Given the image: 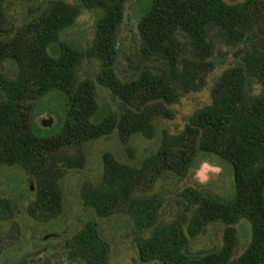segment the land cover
Returning <instances> with one entry per match:
<instances>
[{
	"label": "trees",
	"instance_id": "obj_1",
	"mask_svg": "<svg viewBox=\"0 0 264 264\" xmlns=\"http://www.w3.org/2000/svg\"><path fill=\"white\" fill-rule=\"evenodd\" d=\"M6 1L0 0V64L10 61L14 73L0 71V166H20L33 182L34 198L26 214L34 220L61 214L60 179L66 171L84 167L87 141L115 131L122 144L137 132L153 138L152 119L171 118L170 105L181 93L199 90L213 69L214 34L234 51L232 63L212 87L210 104L191 113L180 133L164 134L157 151L139 166L103 152L101 180L96 185L84 182L80 199L98 217L124 210L135 227L151 229L150 236L136 238L142 262L264 264V0H150L137 24V52L146 65L134 66L126 57L127 74L116 65V33L129 0H46L40 14L18 27L8 24ZM83 8L101 11L86 51L60 40ZM52 45L57 47L54 55ZM87 57L98 60L95 79L77 77ZM97 84L119 108L107 110L99 120ZM47 97L62 100V109L53 111L60 129L41 134L35 107ZM125 150L133 157L131 147ZM217 158L232 166L234 195L220 198L199 183L187 188L181 194L185 207L191 200L195 206L187 228L178 219L157 223L163 198L133 195L166 174L178 181L200 160L214 164ZM0 203L7 205L2 199ZM241 219L248 221L251 235L243 252L234 256V224ZM217 222L223 226L221 246L191 252L189 239ZM68 255L85 264H109V246L96 221L88 219L75 232Z\"/></svg>",
	"mask_w": 264,
	"mask_h": 264
},
{
	"label": "rangeland",
	"instance_id": "obj_2",
	"mask_svg": "<svg viewBox=\"0 0 264 264\" xmlns=\"http://www.w3.org/2000/svg\"><path fill=\"white\" fill-rule=\"evenodd\" d=\"M65 1L71 4L76 2ZM224 1L239 3L243 0ZM149 2L150 0H129L125 5L124 15L116 33V65L118 69H124L121 71L123 74L128 73L125 71L126 57L132 60L134 66L146 65L142 63L140 60L142 58L137 52L139 45L137 24ZM46 6V0H7L8 24L13 27L21 26L40 14ZM100 14L99 9H81L74 25L62 31L60 40L86 51L93 39L96 20ZM210 37L216 54L213 69L207 73L199 90L181 93L178 101L170 105L173 110L171 118L155 116L152 119L155 127L153 138L137 132L130 136L126 144H122L115 131L106 137L89 140L83 145L86 154L84 167L80 170H68L60 179L62 212L56 218L51 220L30 218L25 207L34 198L33 182L31 181L30 186L29 176L20 166H0V199L7 201V205L0 203V264H85L81 259L70 258L68 250L73 235L88 219L97 222L100 237L108 243L109 264H161L154 260L142 262L138 257L136 238L150 236L151 229L140 230L135 227L131 216L124 210L108 217H98L91 208L82 206L79 190L84 182L94 185L100 182L103 152H111L119 162L139 166L146 157L157 151L164 134L180 133L191 113L210 104L212 87L221 72L232 63L234 51V48L226 46L214 34ZM182 41L184 43V39ZM56 51V45H52L50 53L54 55ZM148 64L151 65L153 62ZM0 71L12 76L14 65L10 61H4L0 64ZM98 71V60L87 57L78 66L77 77L95 79ZM97 91L100 108L95 118L99 120L107 110L118 111L119 108L117 100L107 89L97 84ZM255 92H258V89ZM61 106L60 97L54 99L47 97L36 105L34 122L41 129V134H52L60 129L53 111H59L62 109ZM125 146L133 149V157L127 154ZM217 159L214 165L220 168V172L212 175L209 181L202 185L220 198L228 199L234 195L232 166L227 160ZM201 161L203 160L178 181L172 174H166L148 188L138 187L133 195L139 198L152 196L163 198L160 203L157 201L159 203L157 223L164 224L178 219L187 228L190 211L195 206L191 200L186 208L184 204L186 202L183 201L187 199L181 194L187 188L197 185L194 175ZM234 227L237 235L234 256H238L246 248L251 232L245 219L239 220ZM222 232L223 226L219 222L206 225L196 236L189 239L191 252L217 250L222 244Z\"/></svg>",
	"mask_w": 264,
	"mask_h": 264
},
{
	"label": "clouds",
	"instance_id": "obj_3",
	"mask_svg": "<svg viewBox=\"0 0 264 264\" xmlns=\"http://www.w3.org/2000/svg\"><path fill=\"white\" fill-rule=\"evenodd\" d=\"M219 172L220 168L217 165L210 163L208 160H203L199 168L195 170L194 179L201 184L207 183L212 175Z\"/></svg>",
	"mask_w": 264,
	"mask_h": 264
},
{
	"label": "water",
	"instance_id": "obj_4",
	"mask_svg": "<svg viewBox=\"0 0 264 264\" xmlns=\"http://www.w3.org/2000/svg\"><path fill=\"white\" fill-rule=\"evenodd\" d=\"M30 185H31V181H30Z\"/></svg>",
	"mask_w": 264,
	"mask_h": 264
}]
</instances>
